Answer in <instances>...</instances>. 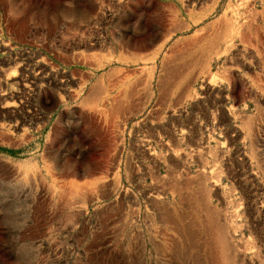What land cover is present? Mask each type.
Masks as SVG:
<instances>
[{"label": "rangeland", "instance_id": "1", "mask_svg": "<svg viewBox=\"0 0 264 264\" xmlns=\"http://www.w3.org/2000/svg\"><path fill=\"white\" fill-rule=\"evenodd\" d=\"M0 264H264V0H0Z\"/></svg>", "mask_w": 264, "mask_h": 264}]
</instances>
